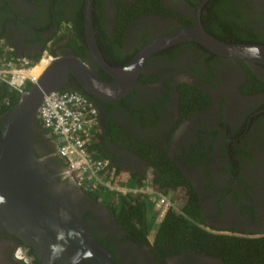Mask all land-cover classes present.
Segmentation results:
<instances>
[{
	"label": "flooded vegetation",
	"instance_id": "af4514ba",
	"mask_svg": "<svg viewBox=\"0 0 264 264\" xmlns=\"http://www.w3.org/2000/svg\"><path fill=\"white\" fill-rule=\"evenodd\" d=\"M83 2L0 0V46L6 44L29 60L36 53L49 60L73 54L100 79L111 81L84 39ZM135 2L91 0L95 44L108 65L124 64L149 39L192 25L197 16L204 29L214 32L226 29L230 34L227 28L244 32L250 27L264 44V0H158L160 6L151 7ZM222 37L230 41L231 36ZM47 62L42 58L30 68L32 78ZM76 84L95 107L89 146L96 154L106 156L131 179H152L156 169L147 157L162 150L193 191L204 228L264 235V64L221 56L185 41L147 56L134 84L120 97L89 94L70 73L59 90H72ZM4 118L1 113L0 128ZM42 129L33 137L34 152L56 177L71 182ZM81 191L75 197L80 221L116 264H227L213 253L192 251L157 262L149 244L129 235L105 202ZM0 264L49 263L0 227Z\"/></svg>",
	"mask_w": 264,
	"mask_h": 264
},
{
	"label": "water",
	"instance_id": "95a60500",
	"mask_svg": "<svg viewBox=\"0 0 264 264\" xmlns=\"http://www.w3.org/2000/svg\"><path fill=\"white\" fill-rule=\"evenodd\" d=\"M84 39L96 62L112 76L107 82L92 73L73 54L49 60L34 81L21 91L0 128V227L30 245L49 263L116 264L110 252L83 227L75 197L81 189L73 181L56 177L36 155L33 137L43 133L36 109L44 93L58 90L68 73L83 90L106 98L126 94L147 56L175 43L194 41L221 56L264 64V44L231 42L204 29L198 16L192 25L179 26L146 41L124 64L103 62L91 24V0L83 2Z\"/></svg>",
	"mask_w": 264,
	"mask_h": 264
},
{
	"label": "trees",
	"instance_id": "16d2710c",
	"mask_svg": "<svg viewBox=\"0 0 264 264\" xmlns=\"http://www.w3.org/2000/svg\"><path fill=\"white\" fill-rule=\"evenodd\" d=\"M137 3L146 4L150 7L151 5L160 6L158 0H136L135 4ZM205 29L220 39H224L222 36L229 35L231 36L230 41L233 42L262 43L263 41L250 27L244 32L227 28L231 31L230 34L226 29L216 32L206 27ZM75 53H78L79 56L82 55L81 52L75 51ZM9 54L15 55L12 51H3L2 46H0V58L8 59ZM37 56V53L34 54L33 59L30 61L33 62L38 58ZM31 72H33L31 69L27 71L28 74H31ZM29 84L30 81H25L22 90H25ZM77 87L76 84L71 89L78 91ZM19 94L20 92L17 89L0 82V114L5 113L6 117L7 112L17 101ZM38 125L40 124L38 123ZM161 151L147 157L156 169L155 176L152 177V184L171 199H176L182 213L169 210L156 222V214L150 211L152 202L147 198L136 194H120L117 196L110 191L102 193H99V191H83L92 195L93 198H100L105 202L113 211L119 225L129 235L146 241L157 262H161L164 256L180 251L213 253L220 256L227 264H257L263 262L264 235L243 236L215 233L203 227V221L196 210L197 200L193 191L187 182L182 179L181 174L173 171L174 167L171 161ZM134 178L128 179L127 183L132 185L140 182V176ZM180 186L186 187V191L181 190ZM103 246L105 245L103 244ZM82 264L90 263L83 261Z\"/></svg>",
	"mask_w": 264,
	"mask_h": 264
},
{
	"label": "built area",
	"instance_id": "2783aa9c",
	"mask_svg": "<svg viewBox=\"0 0 264 264\" xmlns=\"http://www.w3.org/2000/svg\"><path fill=\"white\" fill-rule=\"evenodd\" d=\"M4 59L0 58V82L23 91L25 81H34L27 71L35 63L17 55ZM36 120L50 136L55 154L80 189L99 193L110 191L117 196L136 194L147 198L154 206L152 212L156 214V222L169 210L182 213L178 201L156 189L149 176L130 185L127 180L131 177L127 171L116 168L106 156L93 151L89 142L96 123L95 107L81 92L58 89L44 93L36 109Z\"/></svg>",
	"mask_w": 264,
	"mask_h": 264
},
{
	"label": "rangeland",
	"instance_id": "374dc122",
	"mask_svg": "<svg viewBox=\"0 0 264 264\" xmlns=\"http://www.w3.org/2000/svg\"><path fill=\"white\" fill-rule=\"evenodd\" d=\"M4 46H7L6 44H3L2 45V47L4 48V51H11V49H8V48H6V47H4ZM7 47H9V46H7ZM6 48V49H5ZM11 54H9V56H10ZM42 58H45V59H47L48 61H49V58L47 57V55L46 54H42V55H40V56H38V58L37 59H35L33 62H31V63H36V62H38V61H40V60H42ZM62 162V161H61ZM62 164V167H63V169H64V171H65V167H64V165H63V162L61 163ZM152 210H154V206L153 205H151L150 206V211H152Z\"/></svg>",
	"mask_w": 264,
	"mask_h": 264
},
{
	"label": "bare ground",
	"instance_id": "6f19581e",
	"mask_svg": "<svg viewBox=\"0 0 264 264\" xmlns=\"http://www.w3.org/2000/svg\"><path fill=\"white\" fill-rule=\"evenodd\" d=\"M31 67H33V65Z\"/></svg>",
	"mask_w": 264,
	"mask_h": 264
}]
</instances>
